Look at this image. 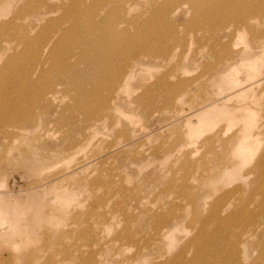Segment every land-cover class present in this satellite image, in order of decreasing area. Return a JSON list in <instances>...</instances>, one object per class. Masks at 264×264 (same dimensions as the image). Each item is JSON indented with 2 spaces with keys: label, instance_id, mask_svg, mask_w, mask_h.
I'll return each instance as SVG.
<instances>
[{
  "label": "rangeland",
  "instance_id": "obj_1",
  "mask_svg": "<svg viewBox=\"0 0 264 264\" xmlns=\"http://www.w3.org/2000/svg\"><path fill=\"white\" fill-rule=\"evenodd\" d=\"M66 12L99 13L101 26L90 39L65 33L54 57L68 64L55 60L27 97L13 95L24 132L0 125L1 264H264L252 170L264 149V0H0V20L41 31ZM32 66L1 77L22 87ZM47 80L55 98L37 99ZM229 212L230 228L247 229L242 263L210 234ZM219 237L218 255L196 253Z\"/></svg>",
  "mask_w": 264,
  "mask_h": 264
},
{
  "label": "bare ground",
  "instance_id": "obj_2",
  "mask_svg": "<svg viewBox=\"0 0 264 264\" xmlns=\"http://www.w3.org/2000/svg\"><path fill=\"white\" fill-rule=\"evenodd\" d=\"M75 2L77 4H80L81 0H75ZM121 4H122V6L124 5L123 3H121ZM72 7H73V4H72ZM80 7H84L86 9H88L89 12H97L96 10H93L90 6H88L84 2L80 5ZM195 8H197V4H196ZM175 11H176V9H174V12ZM107 12H109V10H107ZM218 12H220V11L218 10ZM65 15L67 16V19L63 20L61 22V24L57 27V29L50 31V32L39 30L37 28L39 23H37V24L36 23H30L28 26H24V25L19 26V23H18L19 21L17 18L16 19L12 18V19L3 20V21L0 20V61H1L0 62V125H9L10 123L14 126L18 125L16 120L12 118L13 115H11V112H12L11 110H12V108L14 106V102H15L13 95H22L23 97L24 96L27 97V90H28L27 87L32 86L31 80L34 79L33 76H35L36 78L44 77L42 75H44V71H46L45 67L48 64L54 63L56 58H57V57H54V51H55L57 45L63 40L65 33H67L66 39H68L71 36H73V34L75 32H78V31L80 32V30L83 29V30L88 32L87 34H88L89 39H90V36L92 34H94L96 28L101 26L98 19L101 16H103V15H100L99 13H94V14L89 16L88 14H85L84 12H66ZM43 17L44 16H42V18ZM22 21L23 20H21V22ZM107 21L108 20H106L105 28L111 34L116 35L117 33H119L118 31L123 29V28L118 27V24L121 23L120 21L117 22L116 20L110 19L109 20L110 24L107 23ZM104 24H105V22H104ZM102 29H101V32H102ZM34 31H35V34L31 35ZM88 36L84 35L85 39H87ZM91 37H93V36H91ZM75 39H76V37H74V40ZM79 40H80V38H79ZM94 40H99V39L96 36H94ZM105 40L107 41V39H105ZM68 51H70V50H68ZM84 54H86V53H84ZM81 57H82V55H81ZM97 61H98V59H97ZM60 62H63L65 65L68 64L65 58H63V59L59 58L56 60V63H60ZM84 62H86V61H84ZM26 63H28V65L32 63V65H33L32 67H30L32 70L29 69L25 73V78L27 79L29 84L20 87V86L14 85L12 80L10 82V81H7L6 79H4L3 77H1L4 71H6V70L14 71L16 68H18V67H16V65H18V64L24 65ZM99 65H100V63H99ZM88 68H90V66H88ZM84 70H87V69H84ZM84 74H86V73H84ZM90 74H91V72H90ZM90 74H89V77H90ZM86 75H88V74H86ZM86 75H83V76H86ZM54 85L55 84L51 83L48 80L45 82H42L41 85H39V89L35 90L34 96L37 97V99H42V100H48L50 98L54 99L55 98V96H54L55 95ZM18 126L19 127L17 129H13V132L11 133L12 135L18 136L26 130V128L24 126H21V125H18ZM199 126H202V125L200 124ZM212 138H213L212 136L205 137L203 139L202 144H204V146L205 145L209 146L211 149L212 148L211 146L214 145V143L211 141ZM252 144H253L252 142L240 143L238 149L250 148L252 146ZM204 146H202V147H204ZM204 149H206V148H204ZM250 153H251V150H249L248 156H247V154H246V156L249 157ZM252 168H253L252 170H254V173L256 175V181H254V182H256L262 188V189L259 188L257 192H255V190H252V191H254L255 194L259 197V203L261 202L264 205V149L260 153L258 160H256V162ZM254 179H255V176H254ZM252 182H253V180H252ZM249 183H250V180H249ZM251 197L253 198V195ZM193 202H194V200L191 203H193ZM239 203L237 205H239ZM236 214L237 213L229 212L228 214L223 215L225 217V219L228 220V221H226L227 224H223L221 226V230H219V228H214L213 230L215 232H210V234L212 235V238H214V235L216 233L220 234L219 236L222 235L221 240L227 242V244H228L227 245V252H229V254L230 253L232 254L231 257L234 259V260L233 259L232 260L235 263L241 261L240 250H243L242 234L247 232V229L242 230L241 232H236V230L230 228V227H233L232 222H234V221H231L230 218H233V217L238 218V216H236ZM3 216H5V217H7V219H9L8 216H10V215L6 216L3 214ZM3 216L1 215V217H3ZM10 219H11V217H10ZM13 219H15V218H13ZM15 221L13 220L12 224ZM7 222L8 221H6V223ZM10 222H8L7 225ZM239 222L240 221H237L236 223H238L239 227L243 228L244 223H242V222L239 223ZM15 224H18V223L15 222ZM15 224L12 225V230L14 228H17V226ZM204 224H210V222L205 221ZM8 227H11V225ZM6 230H7V228H6ZM205 230H206L205 225L197 228L195 231L194 238H197V240H198L202 236H205L206 235ZM15 231H18V230H15ZM160 235H162V233H160ZM254 235L255 234H252V233L249 234L250 239L253 238ZM116 236L125 237L127 241L134 240L133 238L128 236L125 232L118 233ZM218 239H220V237L217 238L216 241L213 239L212 240L209 239V242L207 243L208 245L205 248L206 250L205 249L203 250L202 246L201 247L197 246V249H195L196 253L197 252L201 253L202 251H204L203 254H207V253L209 254L210 251L207 248L209 246H211V251L216 252V255H218V248H219L218 246L220 245L218 242ZM196 253H195V255H196ZM233 255L236 257V259L234 258ZM207 260H208V258H202V257L200 259V261L203 262L202 264H211ZM185 261H186V259L182 258V262L177 263V264H187V263H185ZM240 263H242V262H240ZM0 264H1V262H0ZM193 264H201V263L198 261V259H196L193 262ZM248 264H255V261H252L251 263H248Z\"/></svg>",
  "mask_w": 264,
  "mask_h": 264
}]
</instances>
